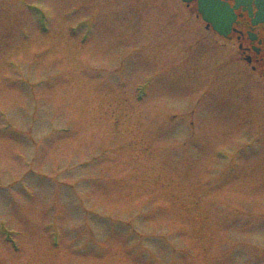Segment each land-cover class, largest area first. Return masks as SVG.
<instances>
[{"label":"rangeland","instance_id":"374dc122","mask_svg":"<svg viewBox=\"0 0 264 264\" xmlns=\"http://www.w3.org/2000/svg\"><path fill=\"white\" fill-rule=\"evenodd\" d=\"M185 9L0 0V264H264V79Z\"/></svg>","mask_w":264,"mask_h":264},{"label":"flooded vegetation","instance_id":"af4514ba","mask_svg":"<svg viewBox=\"0 0 264 264\" xmlns=\"http://www.w3.org/2000/svg\"><path fill=\"white\" fill-rule=\"evenodd\" d=\"M216 1L227 6L231 16H234L230 32L225 37L221 36L222 44L235 48L240 62L252 70L251 76L256 75L264 79V0ZM198 2L199 0H191L189 4L185 3V12L189 17H201ZM206 27L211 29L208 25ZM228 72L232 74L230 70ZM250 75L247 77H251ZM245 84L248 82L244 81L242 85Z\"/></svg>","mask_w":264,"mask_h":264},{"label":"water","instance_id":"95a60500","mask_svg":"<svg viewBox=\"0 0 264 264\" xmlns=\"http://www.w3.org/2000/svg\"><path fill=\"white\" fill-rule=\"evenodd\" d=\"M201 9L203 10L202 12H204V17L210 21H212V23L214 24V27L220 32H223V27H222V19H223V13L222 12H217L212 10V18H208L207 16H209L210 14H207V16L205 15V10L207 9L206 6L203 4L201 5Z\"/></svg>","mask_w":264,"mask_h":264},{"label":"bare ground","instance_id":"6f19581e","mask_svg":"<svg viewBox=\"0 0 264 264\" xmlns=\"http://www.w3.org/2000/svg\"><path fill=\"white\" fill-rule=\"evenodd\" d=\"M144 100V99H143ZM58 247H60V244H59V246Z\"/></svg>","mask_w":264,"mask_h":264}]
</instances>
